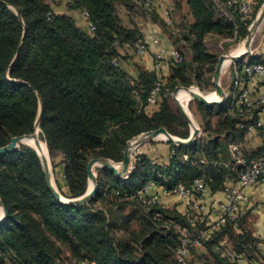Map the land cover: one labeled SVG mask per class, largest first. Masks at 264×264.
Returning <instances> with one entry per match:
<instances>
[{
    "label": "trees",
    "instance_id": "16d2710c",
    "mask_svg": "<svg viewBox=\"0 0 264 264\" xmlns=\"http://www.w3.org/2000/svg\"><path fill=\"white\" fill-rule=\"evenodd\" d=\"M187 1L194 21L183 23L180 35L171 33L184 49L176 48L182 59L170 60V74L163 82L155 69L137 65L138 74L132 76L120 64L122 47L145 42L131 12L137 6L165 28L176 25L162 20L155 9L149 12L137 0H69L71 9L88 13L91 31L86 20L56 12L49 0H0V147L13 136L35 132L42 108L40 129L54 163L60 159L66 180L61 191L73 198L88 190L87 165L93 157L120 162L131 139L159 127L188 138V120L167 97L160 98L153 113L145 111L151 90L159 79L163 95L182 85L211 90L219 54L205 39L212 34L234 43L244 39L264 0L254 3L250 18L231 6L234 21L217 18L212 0ZM121 8L128 25L120 17ZM195 104L206 142L171 143L176 152L169 165L137 154L128 177L99 167L98 192L80 205L56 198L32 146L0 155V197L8 211L0 225V264H181L180 227L189 224L188 219L159 203L147 206L140 192L151 182L166 189L179 183L191 188L197 179L213 192L224 190L227 176L237 178L241 170L238 164L229 169V144L245 141L248 124H256L260 111L239 115L229 111L227 103L218 108L197 100ZM262 152L247 155L243 148V157L252 161ZM184 153L189 159L183 160ZM233 227L226 225L204 242L210 252L203 256L205 264H239L214 249L224 233L236 252L255 256L257 238L248 231L236 233Z\"/></svg>",
    "mask_w": 264,
    "mask_h": 264
},
{
    "label": "crops",
    "instance_id": "0c3cea01",
    "mask_svg": "<svg viewBox=\"0 0 264 264\" xmlns=\"http://www.w3.org/2000/svg\"><path fill=\"white\" fill-rule=\"evenodd\" d=\"M69 0H63V3L60 5H55L54 2L52 3L53 9L56 12L61 13H71L74 14L77 19L82 22L84 19L82 12L79 10H73L70 8L68 3ZM254 3H257V0H249ZM155 2V12L160 16L162 20H167V14L173 17L176 25L173 27L165 28L160 22L155 21L150 16H146L145 19H139V25H141L142 33L144 36L145 43L147 44V52L143 55H139L137 50L133 47H122L121 54L124 56V59L121 61V66L132 76H137L138 70L137 65H141L149 70L155 69V52L161 46L165 47L167 50V59L164 63L160 72H158L159 77L165 81L167 76L170 74V60L172 59V50L175 48H182L184 49L182 43H176L171 36V33L181 34L183 31V23L193 22L194 18L190 13V8L188 5L187 0H154ZM212 6V3H211ZM213 7V6H212ZM214 10V9H213ZM215 11V10H214ZM216 13V12H215ZM217 18H223L221 15L217 16ZM234 19H226L230 21L235 20V16L233 13ZM210 36L215 37V44L219 47H223L228 43L231 39L223 38L219 35L212 34L209 35L205 42L209 49L215 53L217 51L210 47L208 41L211 39ZM155 39H159V42H155ZM219 54V53H218ZM223 54V53H222ZM235 54V53H233ZM221 54H219L220 56ZM135 56V57H134ZM264 60V21L258 31L255 34L253 44H252V53L246 56L244 59L239 61H230L227 62L225 67L222 70L220 82L222 86L225 88L227 93V98L224 104H228L230 107L231 103L233 102L235 96L234 90V80L237 75L245 74V67L246 65L252 62H258ZM135 61V62H134ZM137 63V64H136ZM215 87V86H214ZM247 87L249 88V100L256 103H260L262 96L264 95V79L261 76H253L249 79L247 83ZM211 92H216L211 91ZM218 98L219 95L217 94ZM193 100V99H192ZM222 105H216L212 108H218ZM211 107V106H208ZM159 108L158 103L148 106L145 111L148 113H153ZM230 110V109H229ZM257 117H264V113L260 110L257 114ZM196 124L201 129V134L198 137V141L206 142L208 140L207 135L203 131L200 122L198 123L195 120ZM195 142V143H196ZM237 143V142H231ZM230 143V144H231ZM145 144V145H143ZM139 149L138 154H143L149 157L152 162L157 163L159 165H169L171 163V159L175 154V150L170 142L164 141L161 138H156L154 140L148 141L143 143ZM229 144V147H230ZM241 147V154L243 155V148L245 149V153L248 155H252V153L257 151H263L264 154V127H257L253 129L245 138L243 143H239ZM231 150V149H230ZM187 154L189 159V154L184 153L182 158L183 160H187L184 158V155ZM233 154V153H232ZM247 158V156L245 155ZM233 162L232 165H229V169L232 171L236 166V157L233 155ZM167 179V178H166ZM230 179H235L232 174L227 176L226 183ZM245 191L248 194V200L243 202L242 208L244 211V215L242 217L243 223L234 226V231L236 233H243L244 231H248L251 235L257 238L258 242V251L255 256L248 258L246 254L243 253L245 260L239 261V264H263L264 261V181L259 183L258 185L248 186L245 188ZM158 194L160 196V200L158 203L165 208L169 209H176L178 212H184V209L188 203L181 195L170 193L168 194L165 192V187L152 184L146 190H143L141 195H153ZM226 198V193L224 190L219 191H211L210 188L207 187L206 191L202 194V199L207 203L211 204L215 200H223ZM241 220V221H242ZM229 242L232 243L230 240V235L228 233H224L223 239L220 242ZM221 247H227L229 249L234 250V245L230 246H220L218 247V251ZM200 249H198L199 251ZM202 250V249H201ZM235 251V250H234ZM238 253V252H237Z\"/></svg>",
    "mask_w": 264,
    "mask_h": 264
},
{
    "label": "built area",
    "instance_id": "2783aa9c",
    "mask_svg": "<svg viewBox=\"0 0 264 264\" xmlns=\"http://www.w3.org/2000/svg\"><path fill=\"white\" fill-rule=\"evenodd\" d=\"M141 3L149 12L155 9L154 0H137ZM213 9L216 13L220 14L226 19H234L233 12L230 7L237 5L240 14L244 18L252 17L255 11L254 2L249 0H227L226 3L221 0L211 1ZM82 15L87 22V25L91 31L94 30L93 23L88 19V13L82 11ZM167 20L172 22L171 15L167 14ZM155 42H159V39H155ZM127 47H132L129 44ZM136 50L139 55H143L147 52V44L145 42H138L136 44ZM172 58L176 61H180L182 56L177 49L172 50ZM167 59V50L161 46L155 52V70L161 71L164 63ZM116 63L119 59H114ZM253 76H261L264 79V64L261 62H252L245 67V74L237 75L234 80L235 96L233 102L229 107V111H237L239 115H245L251 111V109L258 108L264 113V95L260 100V103H256L249 100V88L247 83ZM163 83L159 79L154 88L151 90L148 102L145 105V109L153 104L159 102L161 98V89ZM237 109V110H236ZM244 126V124H242ZM257 127H264V117L257 118L256 124L250 122L248 124V133ZM230 149L233 155L236 157V164L241 166L239 175L235 179H230L226 183L224 189L226 198L223 200H215L211 204H207L202 199V194L206 191L207 186L202 179H197L191 188H188L182 183L176 184L172 189H166L168 194L174 193L181 195L188 201L183 214L188 219L189 224L180 227L181 244L177 249V257L181 264H204L196 259V251L204 246V242L210 238L214 233L221 230L228 224L237 226L240 224L244 211L242 208L243 202L248 200V194L245 188L248 186L258 185L264 181V155L248 161L241 154V147L239 143H231ZM188 155L185 154L184 158L187 159ZM153 182L149 183L143 190H146ZM140 196L147 206L156 204L160 201L158 194L153 195H141ZM221 255L227 257L231 261H244L245 257L243 253H237L236 251L227 247H221L219 249ZM1 256V251H0ZM16 264V263H10ZM82 264H94L93 262L84 261ZM264 264V261H263Z\"/></svg>",
    "mask_w": 264,
    "mask_h": 264
},
{
    "label": "water",
    "instance_id": "95a60500",
    "mask_svg": "<svg viewBox=\"0 0 264 264\" xmlns=\"http://www.w3.org/2000/svg\"><path fill=\"white\" fill-rule=\"evenodd\" d=\"M20 17L22 18L21 15ZM263 21H264V2L249 27V33L244 40L245 50L241 54H237V55H231L230 53H224L219 56V59H218V62L216 64V68L213 74V84L216 88V92L219 95V98L209 99L206 94L202 93L200 90L199 91L194 90L193 87L177 86L174 89L173 98L176 101L181 113L185 116V118L188 120L191 126V134L188 138L177 137L171 132H169L166 127H159L157 129L145 131L139 134L138 136L134 137L133 139H131L127 144V147L124 152V157L122 161L120 162L114 161L111 158H107V157H101V156L93 157L92 159H90L87 165V171L89 175V185H90V182H92V186L88 188V190L83 195L78 196V197H73V198H66L62 194V192L59 190V188L56 186V182L53 176V170L51 168V162L49 161L47 157L42 156L40 152L37 150V148L32 146L33 148H35V150L37 151V153L39 154L42 160L46 179L48 181L49 187L51 188L56 198L60 202L70 204V205H80L85 202H88L90 199H92L97 194L98 189H99V177L97 173V169L99 167L108 168L109 170L115 172L119 177H128L132 173L135 167L134 158L136 156V153L139 147L143 143H146L148 141L162 137V135L166 136V140L168 142L174 145H178V146H186V145H191L195 143L198 140L199 135L201 134V129L196 124L195 119L193 118L191 112L189 111V102L192 99H195L199 101L200 103H203L211 107H214L216 105H222L223 103H225L226 98H227V93L225 91V88L222 86L220 82L222 70L225 67L228 60L229 61H239V60L244 59L246 56L252 53V44H253L255 34L260 28V26L262 25ZM21 48L22 46L19 47L17 54L13 60V63L19 57L21 53ZM182 88L186 89L187 91L191 93V98L187 102L186 107L183 104V102L177 98V95ZM41 113H42V108L39 114L35 132L13 136L11 141L7 145L0 147V155L15 151L21 148L22 146L26 145L22 143L25 139H34L37 145L39 144L37 128L38 127L40 128ZM7 217H8V211L4 205L2 198L0 197V225L6 221Z\"/></svg>",
    "mask_w": 264,
    "mask_h": 264
},
{
    "label": "rangeland",
    "instance_id": "374dc122",
    "mask_svg": "<svg viewBox=\"0 0 264 264\" xmlns=\"http://www.w3.org/2000/svg\"><path fill=\"white\" fill-rule=\"evenodd\" d=\"M49 2L51 3V2H54V4L55 5H60V4H62L63 3V0H49ZM68 3H70L69 1H68ZM52 4V3H51ZM263 4V3H262ZM262 6V5H261ZM261 6H260V8H261ZM259 8V9H260ZM213 9V8H212ZM259 9H258V11H259ZM132 15H135V19H140V20H142V19H145V17L146 16H148L147 15V13H146V11L144 10V9H142L141 7H139V6H137L135 9H133L132 11ZM59 13H61V12H59ZM216 14H218V13H216ZM220 14H218L217 16H219ZM120 17H121V19H122V21H123V23L125 24V25H128L129 24V18H128V16H127V14H126V12H125V10L124 9H120ZM220 17V16H219ZM174 19H173V17H172V21H173ZM172 23V22H171ZM211 37V39L208 41V43H209V45H210V47H212V49L214 50H216L217 51V53H219V54H224V53H231L236 47H238V46H240L243 42H244V40H245V38L244 39H242V40H240V41H238V42H236V43H234V42H232V40L230 41V43H229V45L227 46L226 44L224 45L223 44V47L221 48V47H219L218 45H216L215 44V37L214 36H210ZM176 49V48H175ZM135 57V56H134ZM124 59V56H122L121 57V61ZM135 62V61H134ZM121 64V63H120ZM137 64V63H136ZM183 86V85H182ZM189 87H193V88H197V89H199L202 93H204V94H207V93H209V92H211V91H215V87H214V85H213V88L211 89V90H202V89H200L199 87H198V85H195V84H192V85H190ZM173 89H170L169 90V92L168 93H165L164 95L163 94H161V98L162 97H167V99H168V101H169V103L171 104V106L174 108V109H176V110H178L180 113H181V111H180V109H179V107H178V105H177V103H176V101L174 100V98H173ZM195 99H193V100H191L190 102H189V111L191 112V114H192V116H193V118L199 123V118H198V116L194 113V111H193V107L196 105L195 104ZM180 129V131H183V129L182 128H179ZM172 133V132H171ZM39 134H40V137L42 138V139H44V137H43V135H42V132H41V129L39 130ZM172 134H174V133H172ZM175 136H177V137H181V138H183L181 135H179V134H174ZM159 138H161L162 140H164V141H167L165 138H163V137H159ZM45 140V139H44ZM46 142V141H45ZM168 142V141H167ZM47 143V142H46ZM26 145H28V144H26ZM143 145H145V144H143ZM142 145V146H143ZM48 146V145H47ZM48 149H49V147H48ZM49 154H50V150H49ZM138 154V151H137V153H136V155ZM50 157H51V168H52V170H53V176H54V179H55V182H56V186L59 188V190L61 191V188L60 187H63V189L64 190H66V180H65V178H64V174H63V169H62V165L59 163V161H60V159L59 160H57L56 161V164L54 163V161H53V159H52V156H51V154H50ZM99 169H101V167L99 168ZM88 184H89V179H88ZM88 188H89V185H88ZM62 192V191H61ZM63 194V193H62ZM66 198H68V196H66L65 194H63ZM163 198H161L160 200H162ZM182 214V213H181ZM178 228H179V226H178ZM209 239H211V237L210 238H208L207 240H209ZM220 246H230V247H232L233 246V244L232 243H229V242H220L219 244H216V246L214 247V249L216 250V251H218V247H220ZM202 249V250H201ZM199 251H196V259H197V261H199V262H201V263H204L205 261L203 260V256L204 255H210V252L208 251V249H207V247H206V245L204 244V246L201 248ZM205 264V263H204ZM249 264H251V263H249Z\"/></svg>",
    "mask_w": 264,
    "mask_h": 264
},
{
    "label": "bare ground",
    "instance_id": "6f19581e",
    "mask_svg": "<svg viewBox=\"0 0 264 264\" xmlns=\"http://www.w3.org/2000/svg\"><path fill=\"white\" fill-rule=\"evenodd\" d=\"M244 50H245V44L243 42L240 46L236 47L230 54L231 55L241 54ZM233 53H235V54H233ZM228 62H230V61L228 60ZM193 89L196 90V91H199V89H197V88H193ZM206 95H207V97L209 99H217L218 98V96H217V94L215 92H209ZM177 98L180 101H182L183 104L186 107L187 102L191 98V93L189 91H187L186 89L182 88L179 91V93L177 95ZM39 130H40V128L38 127L37 128L38 139H39V144L38 145H37V143H36V141L34 139H25L22 143L23 144H28V145H31V146L37 148V150L40 152V154L42 156L47 157L49 159V161L51 162V157H50V154H49V149H48L47 143L45 142L44 139H42L40 137ZM162 137L166 139V136L162 135ZM91 186H92V182H90L89 188Z\"/></svg>",
    "mask_w": 264,
    "mask_h": 264
}]
</instances>
